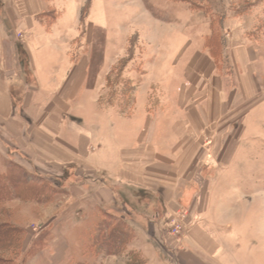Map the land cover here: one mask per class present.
Masks as SVG:
<instances>
[{
    "label": "crops",
    "instance_id": "1",
    "mask_svg": "<svg viewBox=\"0 0 264 264\" xmlns=\"http://www.w3.org/2000/svg\"><path fill=\"white\" fill-rule=\"evenodd\" d=\"M68 2L75 4L74 19L61 28L52 0H0V167L11 160L55 186L63 182L75 199L57 225L65 224L72 241L91 239L76 225L95 224L101 210L125 220L141 241L126 245L124 253L141 250L149 257L146 264H171L172 255L175 264H209L219 241H225L221 229L213 235L219 220H211L209 210L222 211V192L239 191L236 182L224 178L237 158L254 153L250 145L264 142V135L249 134L250 123L264 121L259 80L264 59L252 46L233 44L227 29L221 72L207 49L178 27L177 45L126 43L123 49L130 51L117 72H112L115 59L91 75V5L82 26L88 0ZM45 37L47 44L41 41ZM17 45L26 64L17 58ZM48 48L57 57L51 58ZM130 55L142 56L145 73H130ZM116 80L120 85L135 81L130 103L109 100L127 93L108 87ZM203 194L202 216L192 220L195 226L180 249L169 233L171 211L185 203L201 208ZM14 201L43 209L53 203L19 197L7 203ZM227 211L222 216L235 220L234 209ZM70 216L83 221L67 223L64 217ZM4 222L25 229L15 220Z\"/></svg>",
    "mask_w": 264,
    "mask_h": 264
},
{
    "label": "rangeland",
    "instance_id": "2",
    "mask_svg": "<svg viewBox=\"0 0 264 264\" xmlns=\"http://www.w3.org/2000/svg\"><path fill=\"white\" fill-rule=\"evenodd\" d=\"M52 4L59 12L56 25L63 28L68 27L69 22L74 19L75 4L68 0H52ZM89 7L88 30L91 33L87 32L91 35L90 40L93 41V58H95L90 66L91 75L103 65L109 64L110 60L115 59L117 61L113 65L112 72H117L130 51L128 49L125 52L123 49L126 43L133 46L135 42L142 40L145 45L151 41L152 43L167 42L169 44L174 42L177 45L180 40V36H176L178 27L185 28L188 36L197 45L207 49L216 60L221 72L226 69L222 41L227 29L231 32L233 44L252 46L257 52L259 50L256 57L264 59V0H90L81 17L82 26L85 25L84 21L88 15ZM45 18L50 21L51 15H47ZM84 33V30H81V39ZM37 35L41 36L40 33ZM41 41L47 44L48 39L45 37ZM47 51L51 58L57 57L56 52L53 53L49 48ZM135 51L132 49L131 54ZM136 52L139 55L143 53V49H138ZM165 52H169L167 48H165ZM16 55L20 63L26 64L25 53L21 45H17ZM153 56V54L149 55V58L153 59ZM99 58L102 59L101 64H99ZM139 58L142 56H138L136 59L132 55L128 59L130 73H135L137 76L145 73ZM259 80L261 87L264 88V76L259 75ZM132 82L127 85H120L117 80L109 82L108 87L113 91L116 89L127 90L123 97L112 95L109 100L113 103L115 101L130 103ZM258 98L259 94L257 93L256 99L258 100ZM260 108L255 109V114L260 113ZM250 126L254 131L249 129V134L264 135V121L261 125L256 122L250 123ZM255 126L257 127L254 128ZM250 147L254 153L237 158L232 169L229 170L230 173L224 178L225 181L236 182L235 185H238L239 191L235 193L222 192L221 195L225 203L218 204L221 205L222 211L217 208L209 210L212 213L210 219L219 220L213 226V235L216 236L215 229L217 227L219 230L221 229L219 233L225 239L224 242L219 241L220 244L216 249L214 259L211 258V261H208L209 264H264V142L255 141ZM22 169L26 173L29 171L25 167ZM0 170L3 172L5 169L0 167ZM28 173L35 175V178H39L40 181H44H39L38 187L41 191L43 190L44 193H42L48 197L47 199L52 198L53 203L46 209L36 205L28 206L22 201L7 203L10 199L3 200V204L0 203V224L9 225L4 221L12 219L25 227V229L17 227L20 229V233L16 236L14 248L0 253L4 258L10 260V264H146L148 262L149 257L143 256L141 250L137 251L133 248L124 253L126 245H135L134 243L137 242L140 245L141 241L135 240L137 235L125 220L113 214L117 219L126 222L131 231L115 250L110 251L112 253L101 251L103 246L95 243L93 239L94 233L98 231V222L104 215V211L101 210L95 212V224L90 226L85 222L84 225L75 224L77 227L81 226L79 230L86 228L85 236L88 233L91 235V239L72 241L74 236L71 231L62 228L65 227V224L57 225V223L62 220L63 215L70 208L75 199L74 195L64 185L62 186L63 182L60 183V186H56L57 188H53L47 184L49 181L45 178L39 177L32 171ZM42 184L46 185V188H42ZM53 199L58 201L55 202ZM201 199L202 202L199 204L201 208H191L185 203L171 211L169 233L172 240L179 242L180 249L184 247L182 240L195 226L192 220L198 221L202 216L200 212L204 211L205 207L204 194ZM228 209H234L235 220H230L228 215L222 216L228 212ZM70 217H64L67 223L73 222L75 218L79 219L77 224L83 221L77 216ZM10 225L16 227L13 224ZM113 227L114 223L107 227V234ZM26 234L29 237L27 240L24 239ZM80 235L83 236L84 231ZM65 236L70 238V242L64 240ZM70 243L71 246L68 247L67 245ZM120 252L124 254L108 257ZM151 260L154 259L151 258ZM174 260L172 255L171 264H175ZM150 262L153 263V261Z\"/></svg>",
    "mask_w": 264,
    "mask_h": 264
},
{
    "label": "trees",
    "instance_id": "3",
    "mask_svg": "<svg viewBox=\"0 0 264 264\" xmlns=\"http://www.w3.org/2000/svg\"><path fill=\"white\" fill-rule=\"evenodd\" d=\"M90 0H88L83 11L89 5ZM84 14V12H83ZM224 43V38L222 44ZM21 165L16 164L11 160H7L4 164V171L0 172V203L3 200L12 199L19 197L22 199H34L37 201L47 200V196L43 194L38 187V183L42 182L39 178H35V175L24 172ZM40 177V176H39ZM40 181V182H39ZM44 182V181H43ZM49 186L57 188L55 185L47 182ZM38 188H33L32 186ZM46 185L42 184V188H46ZM43 192V193H42ZM115 221V222H114ZM114 223V227L111 229L110 233L106 232L108 226ZM98 231L93 235L94 242L103 246V250L106 253H112L113 249L117 245L121 244L125 237L131 231V228L121 219H117L109 212H104L102 219L98 222ZM20 233V229L13 227L10 224L3 225L0 224V253L5 251H10L14 248L16 236ZM0 264H10L8 258H4L2 254L0 255Z\"/></svg>",
    "mask_w": 264,
    "mask_h": 264
}]
</instances>
